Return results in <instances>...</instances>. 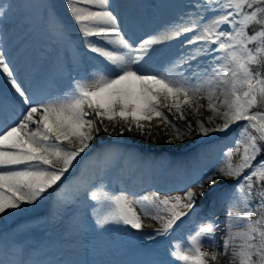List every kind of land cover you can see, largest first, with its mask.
Returning <instances> with one entry per match:
<instances>
[{
    "label": "snow or ice",
    "instance_id": "obj_1",
    "mask_svg": "<svg viewBox=\"0 0 264 264\" xmlns=\"http://www.w3.org/2000/svg\"><path fill=\"white\" fill-rule=\"evenodd\" d=\"M65 5L104 67L45 97L47 102L37 101L0 49V75L22 105L11 124L0 123V214L55 192L98 134H151L152 122L158 121L176 129L179 140L181 130L173 120H187L185 109L199 115L206 107L214 126L195 122L205 136L243 123L222 151L219 167L190 183L201 189L205 180L215 184L219 177L235 183L219 198L224 219L213 213L173 244L170 255L175 264H221L222 259L224 264H264V0H194L190 15L138 43L125 38L111 0H65ZM12 7L0 3V18ZM177 39L180 48L167 66L155 72L140 68L152 46ZM217 118L222 122L215 123ZM122 159L111 149L97 153L93 169L57 193V207L84 203L93 208L97 225L114 222L138 231L144 228L143 214L160 222L154 231L161 236L171 233L195 208L196 197L204 195L190 186L163 197L117 194L105 181ZM101 207L106 211H97ZM9 250L13 255L6 259ZM39 255L15 243L0 244V264H58Z\"/></svg>",
    "mask_w": 264,
    "mask_h": 264
},
{
    "label": "bare ground",
    "instance_id": "obj_2",
    "mask_svg": "<svg viewBox=\"0 0 264 264\" xmlns=\"http://www.w3.org/2000/svg\"><path fill=\"white\" fill-rule=\"evenodd\" d=\"M5 1L0 0V3L6 5ZM8 3L13 5V17L0 18V22L17 24V35L8 40L9 36L5 38L3 33L0 49L5 52L18 82L28 89L30 97L47 102L45 97L67 91L73 81L90 78L97 69L104 67L103 58L90 51L74 24L65 0H8ZM111 3L125 38L138 43L181 16L190 15L194 0H111ZM48 10L51 14L49 20L43 13ZM40 16L42 18L38 19ZM23 24L27 26L21 27ZM179 48V39L152 46L140 68L145 72L162 69ZM200 103L206 105L207 101L201 100ZM7 107L13 111L16 107L19 109L15 113L3 110ZM21 107L10 82L0 75V123L11 124ZM185 112L187 120H173L181 130L182 139L179 140L175 139L176 129L158 121L152 122L151 134L148 131L143 135L135 131H126L122 136L98 134L90 149L86 150L87 155L81 154L83 158H78L79 163L74 162L55 192L49 190L38 202L0 214V244L10 248L15 243L26 251L38 250L40 255L37 258L58 264H149L147 254L168 235H155L154 230L161 227L159 221L142 214L144 228L140 231L114 222L101 227L95 223L93 208L84 203L69 206V209L57 207V193L72 185L84 170L91 171L97 153L109 149L123 154V159L105 181L117 194L124 190L133 198L151 197L152 193L163 197L182 194L190 186L197 193L203 191L204 195L196 197L195 208L182 220L196 226L213 213L223 220L219 198L232 187L233 179L219 177L215 184L205 180L203 189L190 182L208 175L201 169L208 158L219 161V146L225 149L230 146V130L210 132L205 136L197 131L195 122L200 119L205 126H214L208 121L211 112L206 107L200 108L199 115L190 109ZM174 115L173 112L169 119ZM189 120L192 121L191 129L188 128ZM221 122L218 118L215 121ZM97 211L103 213L106 209L101 207ZM74 222L76 230L69 236L67 233ZM149 234L154 239L149 240ZM220 235L218 232L217 237ZM18 236L23 238L20 243L16 241ZM12 255L9 250L5 258L10 259ZM221 264H224L223 259Z\"/></svg>",
    "mask_w": 264,
    "mask_h": 264
},
{
    "label": "rangeland",
    "instance_id": "obj_3",
    "mask_svg": "<svg viewBox=\"0 0 264 264\" xmlns=\"http://www.w3.org/2000/svg\"><path fill=\"white\" fill-rule=\"evenodd\" d=\"M3 1V0H2ZM5 4H9L8 0L5 1ZM8 11V15L6 17L7 18H11L13 17V14L11 12V10H7ZM46 16V18L49 20L50 19V11L48 10L47 13L43 12ZM42 16H40L38 19H41ZM13 22V21H12ZM10 23L8 25V23L3 24V22H0V37L3 36V33H5V38H7L8 36V40L11 39L14 35H17L16 32V25L15 23ZM8 25V26H7ZM27 26L26 24L21 25V27ZM9 28V29H7ZM8 31V32H7ZM14 36V37H15ZM13 37V38H14ZM243 122H239L237 125H233L229 130V134L231 135V139L233 137V135L237 132L240 124H242ZM223 148V149H222ZM219 150H221V153L223 150H225L224 146H219ZM220 153V154H221ZM219 166L218 161L216 158L211 157L208 158L206 162H204L201 165V169L204 173L207 174H211L212 171H215V169ZM232 186L234 185L235 181L233 180L232 182ZM166 214V213H164ZM175 228L173 229V231L171 233H169L168 235H166V237L164 238V240L162 241V243H160L157 247H154L148 254H147V262H149V264H153V262H156V264H168L169 261H173V264H175L174 262V258L171 257L170 252L172 250V245L175 244L178 241L183 240L188 234H190L194 228L196 226H194L190 221L185 222V220H181L177 222V225L174 226Z\"/></svg>",
    "mask_w": 264,
    "mask_h": 264
}]
</instances>
